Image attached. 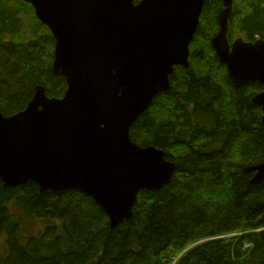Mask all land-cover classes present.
I'll return each mask as SVG.
<instances>
[{
	"label": "trees",
	"instance_id": "16d2710c",
	"mask_svg": "<svg viewBox=\"0 0 264 264\" xmlns=\"http://www.w3.org/2000/svg\"><path fill=\"white\" fill-rule=\"evenodd\" d=\"M138 1V0H135ZM223 0H205L190 44V65H177L130 128L140 145L177 161L172 181L140 190L129 219L112 225L89 194L39 191L32 180L0 179V264H264V180L247 167L264 161L263 110L253 96L264 83L238 87L216 54ZM264 38V0H234L228 38ZM55 39L24 0H0V109L25 108L43 84L62 97L52 70ZM42 222L41 229L34 224ZM235 233L231 236H226Z\"/></svg>",
	"mask_w": 264,
	"mask_h": 264
},
{
	"label": "water",
	"instance_id": "95a60500",
	"mask_svg": "<svg viewBox=\"0 0 264 264\" xmlns=\"http://www.w3.org/2000/svg\"><path fill=\"white\" fill-rule=\"evenodd\" d=\"M55 39L52 70L62 97L38 84L25 108L0 109V179L32 180L41 193L83 191L114 226L133 213L138 193L172 181L178 162L140 145L133 122L170 88L177 65H190V44L205 0H24ZM212 46L236 86L264 83V38H228L234 0H223ZM263 110L264 90L253 96ZM264 180V161L247 167Z\"/></svg>",
	"mask_w": 264,
	"mask_h": 264
},
{
	"label": "rangeland",
	"instance_id": "374dc122",
	"mask_svg": "<svg viewBox=\"0 0 264 264\" xmlns=\"http://www.w3.org/2000/svg\"><path fill=\"white\" fill-rule=\"evenodd\" d=\"M244 38V37H243ZM55 44V43H54ZM54 58V56H53ZM43 227V223L42 222H38L36 224H34V229L37 230V229H41ZM235 233H232V234H229V235H226V236H231ZM4 249V237L3 235L0 236V250H3ZM187 249H185L184 251H182L181 253L179 254H172L171 255V259L173 260V262L171 264H173L178 258L180 255H182Z\"/></svg>",
	"mask_w": 264,
	"mask_h": 264
}]
</instances>
